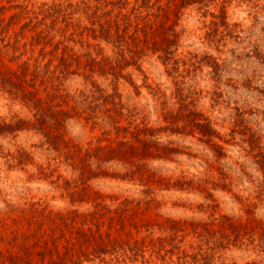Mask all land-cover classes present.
<instances>
[{
  "label": "rangeland",
  "instance_id": "rangeland-1",
  "mask_svg": "<svg viewBox=\"0 0 264 264\" xmlns=\"http://www.w3.org/2000/svg\"><path fill=\"white\" fill-rule=\"evenodd\" d=\"M110 1L122 46L91 30L93 0H0V264L38 236L33 264L61 262L52 236L63 264H264V21L230 23L233 0ZM145 127L154 157L123 154Z\"/></svg>",
  "mask_w": 264,
  "mask_h": 264
},
{
  "label": "trees",
  "instance_id": "trees-1",
  "mask_svg": "<svg viewBox=\"0 0 264 264\" xmlns=\"http://www.w3.org/2000/svg\"><path fill=\"white\" fill-rule=\"evenodd\" d=\"M96 2V5H94V12L92 14V24L97 26L94 27L93 29H91L92 31L95 32V36L96 37H101V38H105V39H109L110 41H115L118 43V45L122 46V44L125 41V36H126V29L127 28H122V23L120 22V20L124 21L125 23H127V21L129 20L130 16L128 13H123V12H118L117 15H113V11H115L114 6L117 5V3H114L110 0H93ZM177 3V8L178 10L183 7V5H185L186 3H192V2H196L198 0H175ZM178 1V2H177ZM123 7H127V3L122 4ZM111 6V8H110ZM109 8V9H107ZM163 17L165 18H169L170 16V12L169 9H166L165 11H163ZM113 16H116V18L113 19ZM136 31H143L145 34H147V25H142V26H135ZM115 29V31L113 32V30ZM124 31V32H123ZM96 32H98L99 34H96ZM166 33V36L168 35L167 32H164L163 34ZM115 38V39H114ZM24 97L27 99L32 100L33 99V95H24ZM150 129H148L147 127L143 128V129H138L137 133L134 135V142L133 143H138V145H134L133 143L130 145V148L127 151L123 150V154L124 153H131V156H135L138 155L140 160H144L147 159L149 157H154L153 156V152L151 151V146H159V142L157 141V139H154L152 137H154V134L152 132H149ZM160 150V148H157ZM163 149H167L163 147ZM119 150H121L119 147L118 148H114L111 150V154L115 153V152H120ZM129 155V156H130ZM136 156V157H138ZM134 158V157H133ZM129 159V158H128ZM130 163H134L132 161V159L130 158L128 160ZM143 166V165H142ZM144 167V166H143ZM139 168L142 169V167L139 165ZM75 212V211H74ZM60 219L62 220V222L64 223V227L65 228H69L71 223H67L68 221V217L65 218L63 215H59ZM46 217V215H44V218ZM79 217V215L76 214V212L74 213V217H72V221H75L77 218ZM52 221L53 224V220H50V222ZM36 224L38 226L39 229H37L35 231V233H38V231L40 229H42L43 225H45V219L37 222L36 220L32 222V224ZM51 224V223H50ZM56 230V229H53ZM64 234V232H63ZM53 238H45L44 242L42 245L47 246L48 244H50L51 242H53L54 244V249L53 251L57 250V255L59 256V258L61 259V262L58 264H63L66 259L64 255H60V253L58 252L59 249V238H56L55 236H52ZM39 239V236L36 238L34 243L29 242V244L27 243L28 241L24 240L21 244H19L18 246L21 249V253L18 254H10L9 255V261L12 264H33V256L36 254L35 253V249L41 245L42 240ZM30 241V240H29ZM40 244V245H39ZM53 248V247H52ZM69 250H67V253H69ZM52 250H48V248L43 249L40 252V256L42 261L44 262L46 255L50 252H53ZM57 264L54 261H51L50 264Z\"/></svg>",
  "mask_w": 264,
  "mask_h": 264
},
{
  "label": "clouds",
  "instance_id": "clouds-1",
  "mask_svg": "<svg viewBox=\"0 0 264 264\" xmlns=\"http://www.w3.org/2000/svg\"><path fill=\"white\" fill-rule=\"evenodd\" d=\"M239 3L240 7L237 10V15L232 17L230 20V23L234 20H239L241 22V26L247 28L253 23V17L259 14V18L264 21V0H233V8H235L236 4ZM236 31H239V29H236ZM243 35V33H242ZM195 41V42H193ZM190 47L191 51H201L203 50L206 45L201 43L199 40H196L195 37L192 38V40L185 41V47ZM228 47H232V44L229 43ZM209 51H212L209 49ZM213 54L216 53L213 51ZM224 55H228L227 48H225ZM210 69L208 67L205 68V73H207ZM162 79L165 80L167 83V78L162 77ZM139 83V81H137ZM201 87H210V83L208 82L207 78L205 77L204 80L201 81L200 84ZM3 109L0 108V114H3ZM3 165V160H0V167ZM195 171V169H193ZM3 175V172L0 171V176ZM0 187H6V185L0 184ZM16 189L15 187H8L6 188V195L9 200H11L13 203H15L16 200ZM4 208L3 200H0V209ZM235 258L236 260L240 261V264H243L244 260H251L255 259L256 257L251 253H238V252H231L228 254V259Z\"/></svg>",
  "mask_w": 264,
  "mask_h": 264
}]
</instances>
